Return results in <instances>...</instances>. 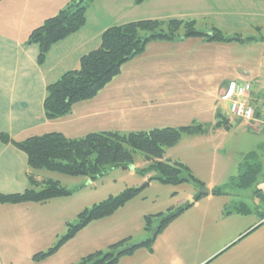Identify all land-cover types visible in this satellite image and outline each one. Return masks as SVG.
I'll return each mask as SVG.
<instances>
[{
    "label": "rangeland",
    "instance_id": "1",
    "mask_svg": "<svg viewBox=\"0 0 264 264\" xmlns=\"http://www.w3.org/2000/svg\"><path fill=\"white\" fill-rule=\"evenodd\" d=\"M146 18L194 20L196 29L205 34L217 29L235 37L234 30H241L247 38L245 42L234 41L231 48L224 42L209 43L201 38L199 42L178 40L179 48L173 52L125 61L115 83L107 88L109 92L116 89L133 95L146 92L159 96L157 108L135 109L114 117L113 124L117 126L111 128L121 133L139 129V118L148 116L158 118L159 127L200 123L211 128L203 134L183 133L164 154V159L185 164L203 186L191 180L179 184L160 182L139 151L133 153V161L127 166H109L93 178L40 170L39 178L58 180L70 193L44 202H0V264H79L83 257L96 251L105 253L109 245L124 238L130 237L131 243L146 239L150 234L144 229L146 216H152L154 227L161 218L157 214L165 216L180 208L183 210L157 234L150 249L138 248L116 264H194L209 254L198 264H264V240L257 236L264 233V225L244 237L238 236L259 219L256 206L264 213L261 92L254 88L249 105L255 116L248 123L232 117L228 101L220 99L229 81L253 79L259 83L264 76V37L256 35L254 27L251 30L252 26H263L264 32V0H93L85 12V23L75 32L67 51L83 43L94 44L89 51L97 48L103 31L94 36L103 26ZM224 118L231 119L227 129H212L217 120ZM52 128L65 127L59 124ZM72 130L73 133L65 131V135L78 134L81 128ZM253 151L261 166L256 182L247 188L229 186L230 179L237 178L246 166V155ZM3 172L8 170L1 166L0 192L22 188L14 183L24 182L23 177L14 182ZM209 186L225 193L199 195ZM126 188H137L138 192L111 214L89 221L51 254L34 259L35 254L45 253L59 242L67 233V225L76 224L82 210ZM256 190L262 196L259 191L254 193ZM237 203L246 204L250 212H232ZM251 245L255 250L248 258L244 250Z\"/></svg>",
    "mask_w": 264,
    "mask_h": 264
},
{
    "label": "trees",
    "instance_id": "2",
    "mask_svg": "<svg viewBox=\"0 0 264 264\" xmlns=\"http://www.w3.org/2000/svg\"><path fill=\"white\" fill-rule=\"evenodd\" d=\"M93 0H71L55 15L46 18L28 35L27 43L38 46L37 61L44 62L51 46L76 32L85 23V12ZM140 1V0H139ZM194 20H159L140 19L113 25L106 28L100 38L97 48L88 51L79 58V67L65 71L61 76L46 87L43 109L47 119L52 120L67 114L72 106L80 101L93 98L106 84L120 72L121 65L141 54L147 43L152 41H174L177 38H201L209 43L234 42L235 37L223 35L215 29L205 34L195 27ZM179 31H183L179 34ZM261 36L264 37V34ZM247 38H244L246 41ZM250 39V38H249ZM255 39V38H253ZM228 119L217 120L212 127L228 128ZM211 128L200 123L179 127H154L146 131H129L121 133L117 130L87 132L80 137H68L59 131L33 135L22 140H15L5 133H0L3 143H10L17 150L23 152L27 163L28 186L13 193L0 192V202H44L56 196L67 195L70 192L61 182L52 178L37 179L40 170L47 169L67 175H86L90 178L100 174L109 166H127L133 161V153L139 151L150 167L156 172V178L166 184H179L191 180L199 184L189 168L175 160L164 159L167 148L175 145L181 135L203 134ZM248 161L241 169L237 178H231L229 186L247 188L256 182L261 171L257 152L253 151L245 157ZM184 174V175H183ZM256 190L254 193H258ZM137 188H126L115 196L85 208L77 217L76 224H68L67 233L59 242L47 252L35 254L34 259L43 258L56 250L68 237L86 225L89 221L111 214L127 200L135 196ZM224 190L212 188L211 194H223ZM262 196V193H259ZM199 197V196H198ZM264 203V196H262ZM256 214L260 222L264 220V213L256 206ZM170 210V209H169ZM183 209L162 213L159 223L152 227V216H146L145 228L149 236L137 243H131L130 237L124 238L108 246L107 252L96 251L83 257L79 264H116L122 256L129 255L134 250L145 247L150 249L158 233H160ZM232 212L246 214L250 208L244 203L234 205ZM229 213V212H228ZM231 213V212H230ZM229 213V214H230ZM259 226V225H257ZM254 229H249L250 232ZM246 232V233H247Z\"/></svg>",
    "mask_w": 264,
    "mask_h": 264
},
{
    "label": "crops",
    "instance_id": "3",
    "mask_svg": "<svg viewBox=\"0 0 264 264\" xmlns=\"http://www.w3.org/2000/svg\"><path fill=\"white\" fill-rule=\"evenodd\" d=\"M70 1L0 0V133H5L15 140H22L29 136L41 135L51 131L62 133L65 131L69 133L70 131L73 133L72 128L74 127H80L81 131L78 134H72L71 136L66 134V136L80 137L87 132L117 130L111 128L117 126V124H113L115 123L112 120L114 117L133 112L135 109L141 111L157 108V103L160 101L158 100L159 96L153 95V93L139 92L133 95L126 91H116V89H114L115 92H109L107 88L115 83L117 79L115 77L118 76L116 75L93 98L75 103L67 114L52 120L46 118L43 100L46 96L47 85L57 80L65 71L77 69L79 67L80 56L87 53L91 49L90 47H94V44L86 46L83 43L81 46L72 47V51H67L70 49L68 44L73 43L72 40L75 38L73 36H76L74 32L54 43L49 49L44 62L40 64L37 61L38 46L34 43H27V38L34 28L39 26L46 18L55 15ZM253 27L255 30L257 29L256 35L264 34L262 32L263 26H252L251 30H253ZM106 28L107 26H103L101 30L96 32L97 34L94 37H97ZM234 33L240 35V38H245L241 30H234ZM253 37L256 36L254 35ZM188 39L197 40L195 42L202 41L200 38L184 39L181 37L169 42L152 41L147 43L144 51L133 57L131 61L144 60L156 57L159 54L173 52L175 47L179 48L177 44L178 40L185 42ZM225 44L228 48H231L233 42ZM166 68L169 69V66H166ZM165 77H167V74ZM233 81L236 80L229 82ZM243 81L257 83L253 79H243ZM224 91L225 89L222 90L221 95ZM103 92L105 93L102 94ZM253 94L255 92L252 93V96ZM133 99L137 100L132 102ZM148 117L147 119L139 118V129L129 131H146L159 127L158 118H154L153 116ZM228 120L230 123L231 119ZM59 124L65 128L62 130L52 128ZM1 166L8 170V172H3V174L13 179L14 182L18 177H23L24 179V182L14 183L22 188H17V190L10 189L3 193L20 192L26 188L25 179H27V171L25 168H27V163L25 154L17 150L10 143H3L0 140ZM37 179L42 178L37 176ZM209 187L211 191L212 186ZM263 225L264 220L260 222L257 219L245 230L239 232L238 236L242 237L249 229L255 230ZM257 236L264 240V233H260ZM254 250L255 245H251L244 251L248 253L249 258ZM208 256H205L194 264L200 263Z\"/></svg>",
    "mask_w": 264,
    "mask_h": 264
},
{
    "label": "built area",
    "instance_id": "4",
    "mask_svg": "<svg viewBox=\"0 0 264 264\" xmlns=\"http://www.w3.org/2000/svg\"><path fill=\"white\" fill-rule=\"evenodd\" d=\"M264 73V66H263ZM221 95V100H227L229 111L232 117H238L246 123L253 121L255 116L254 108L249 105V100L252 98L254 88L261 92L262 109L264 110V76L259 83H252L249 81L230 82Z\"/></svg>",
    "mask_w": 264,
    "mask_h": 264
},
{
    "label": "water",
    "instance_id": "5",
    "mask_svg": "<svg viewBox=\"0 0 264 264\" xmlns=\"http://www.w3.org/2000/svg\"><path fill=\"white\" fill-rule=\"evenodd\" d=\"M235 41H238V42H244V39H242V38H240V37H235ZM201 194H210V189H208V188H204V189H202V191L200 192L199 195H201ZM190 204H191V203H190ZM190 204H188V206H189Z\"/></svg>",
    "mask_w": 264,
    "mask_h": 264
}]
</instances>
